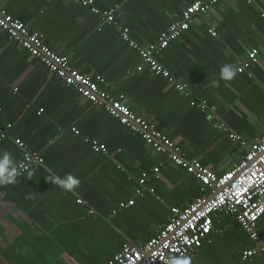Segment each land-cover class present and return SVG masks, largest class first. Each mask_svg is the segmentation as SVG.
Here are the masks:
<instances>
[{"label": "crops", "instance_id": "crops-1", "mask_svg": "<svg viewBox=\"0 0 264 264\" xmlns=\"http://www.w3.org/2000/svg\"><path fill=\"white\" fill-rule=\"evenodd\" d=\"M193 1L94 0L100 14L76 0H0V6L78 72L103 79L102 89L121 96L187 159L221 175L245 153L230 134L248 144L264 137V0H220L160 53L159 63L187 84L190 97L148 70L136 72L138 54L101 16L117 7L114 25L128 28L132 39L146 46L156 43ZM211 28L216 36L208 33ZM253 49L259 50L258 63L237 72ZM226 64L236 70L230 80L221 76ZM190 98L206 111L190 106ZM7 124L12 127L0 153H10L16 166L23 156L14 144L19 139L43 163L1 187L0 264H106L124 243L140 246L155 237L172 208H185L202 194L194 177L82 100L0 31V129ZM85 138L104 146L108 155L95 153ZM156 167L159 174L150 176L137 197L140 174ZM68 173L80 180L72 192L49 181ZM78 199L84 205L76 204ZM131 200L133 206L118 209ZM218 221L210 242L188 256L191 264H264L261 255L242 259L243 251L259 244L230 216L221 214ZM257 233L264 241V216Z\"/></svg>", "mask_w": 264, "mask_h": 264}, {"label": "built area", "instance_id": "built-area-1", "mask_svg": "<svg viewBox=\"0 0 264 264\" xmlns=\"http://www.w3.org/2000/svg\"><path fill=\"white\" fill-rule=\"evenodd\" d=\"M48 2L49 0H45ZM81 6L88 8L93 14H100L94 6V0H76ZM220 0H194L186 6L179 16L160 34L154 44L140 46L131 37L128 28L114 25V13L117 7L104 13V23L113 27L118 38L135 51L140 60L136 72L148 70L155 76L162 77L169 86L178 94L190 97L188 86L181 79L173 76L159 63L157 57L168 46L187 32L197 15L207 13L216 6ZM0 31L6 34L10 43L25 50L32 58L38 60L46 70L66 86H70L77 95L95 108L103 109L115 119L128 132L139 136L146 146L155 153L165 156L167 161L182 168L187 174L194 177L201 187L202 194L187 207L172 208L168 223L144 244L137 246L124 243L120 251L106 264H168L169 258L189 256L194 250L200 249L210 242V235L215 227V222L221 214L230 216L232 220L247 234L252 242L259 245L253 250L242 252V259L246 260L257 255L264 257V241L257 233V225L264 216V137L257 143L248 144L238 136L230 134L229 138L236 143L245 153L237 164L221 175L204 167L196 159H187L182 150L166 135L159 131L149 121L138 117L129 106L122 101V97H113L100 87L104 80L90 77L78 72L71 65L66 56L59 55L44 43L36 32L29 31L24 24L14 20L7 11L0 6ZM211 36H216L214 28L208 30ZM258 49L251 50L246 60L240 62L237 72L242 73L252 65L258 63ZM190 106L205 112L206 106L190 98ZM41 111L39 112V114ZM12 127L7 124L0 129V142L8 138V131ZM216 128L228 131L222 123H216ZM75 135H80L72 129ZM89 143L95 153L108 155V150L96 141L84 139ZM14 144L23 151L22 158L17 162V177L28 172L33 165L43 163L37 153L27 150L26 145L19 139ZM160 168H153L150 172L143 171L138 180L139 188L136 196H142L143 187L150 176H156ZM16 177V178H17ZM11 184L0 185L1 187ZM153 193V190H150ZM76 204L84 205L80 199ZM134 205V200L121 203L118 209H125ZM90 214L93 211H89ZM115 213V212H114Z\"/></svg>", "mask_w": 264, "mask_h": 264}, {"label": "clouds", "instance_id": "clouds-1", "mask_svg": "<svg viewBox=\"0 0 264 264\" xmlns=\"http://www.w3.org/2000/svg\"><path fill=\"white\" fill-rule=\"evenodd\" d=\"M236 75L235 67L231 64H226L221 69V76L224 79H232ZM17 169L15 163L8 152L0 153V185L11 184L16 181ZM31 175V173H29ZM55 183L62 191L72 192L79 188L80 180L78 177L71 173L66 174L64 177L53 176L49 180ZM168 264H191L190 258L187 256L169 258Z\"/></svg>", "mask_w": 264, "mask_h": 264}]
</instances>
